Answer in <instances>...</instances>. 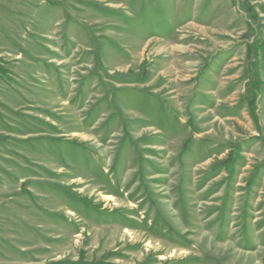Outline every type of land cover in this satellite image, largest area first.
I'll return each mask as SVG.
<instances>
[{"label": "rangeland", "instance_id": "374dc122", "mask_svg": "<svg viewBox=\"0 0 264 264\" xmlns=\"http://www.w3.org/2000/svg\"><path fill=\"white\" fill-rule=\"evenodd\" d=\"M0 264H264V0H0Z\"/></svg>", "mask_w": 264, "mask_h": 264}]
</instances>
